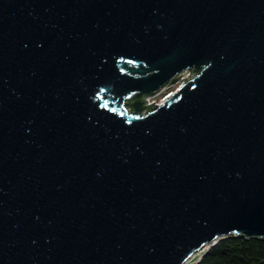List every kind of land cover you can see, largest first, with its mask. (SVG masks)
I'll return each mask as SVG.
<instances>
[{"label": "water", "instance_id": "1", "mask_svg": "<svg viewBox=\"0 0 264 264\" xmlns=\"http://www.w3.org/2000/svg\"><path fill=\"white\" fill-rule=\"evenodd\" d=\"M229 236L264 239V0H0V264Z\"/></svg>", "mask_w": 264, "mask_h": 264}, {"label": "trees", "instance_id": "2", "mask_svg": "<svg viewBox=\"0 0 264 264\" xmlns=\"http://www.w3.org/2000/svg\"><path fill=\"white\" fill-rule=\"evenodd\" d=\"M198 264H264V239L226 237L211 247Z\"/></svg>", "mask_w": 264, "mask_h": 264}, {"label": "built area", "instance_id": "3", "mask_svg": "<svg viewBox=\"0 0 264 264\" xmlns=\"http://www.w3.org/2000/svg\"><path fill=\"white\" fill-rule=\"evenodd\" d=\"M194 75H195V74L193 73V71H191V70H189V69L183 71L182 73H180V74L178 75V79H177L172 85L166 87V88L163 89L160 93H158V94H156V95H154V96H149V97H147V98H146V104H148V105H150V104H152V103L162 104V103L164 102V100H165L168 96H170V95L173 94L176 90H178L180 87H182V86L185 84L186 80H187L188 78L193 77ZM172 86H173V87H174V86L176 87L175 90L166 93L165 96L161 99V101H159V102H157V101H155V100H154V101H151V98H154L155 96L160 95L162 92H166V90H168V89H169L170 87H172Z\"/></svg>", "mask_w": 264, "mask_h": 264}, {"label": "rangeland", "instance_id": "4", "mask_svg": "<svg viewBox=\"0 0 264 264\" xmlns=\"http://www.w3.org/2000/svg\"><path fill=\"white\" fill-rule=\"evenodd\" d=\"M175 88H176L175 86H174V87L172 86V87H170V88L168 89V91H169V92L174 91ZM165 93H168L167 90H166V92H162V93L160 94L161 96H160V95H157V96H155L154 98H151V101H154V100L157 101V102L161 101V99L165 96V95H162V94H165ZM162 96H163V97H162ZM159 97H160V98H159Z\"/></svg>", "mask_w": 264, "mask_h": 264}, {"label": "bare ground", "instance_id": "5", "mask_svg": "<svg viewBox=\"0 0 264 264\" xmlns=\"http://www.w3.org/2000/svg\"><path fill=\"white\" fill-rule=\"evenodd\" d=\"M167 92H169L167 90ZM166 94V93H165ZM165 94H162V95H165ZM161 96V95H160ZM163 97V96H162ZM160 98V97H159ZM202 253L199 252L197 255H196V259L201 255ZM185 264H195V261L193 259H190L189 261H187Z\"/></svg>", "mask_w": 264, "mask_h": 264}]
</instances>
